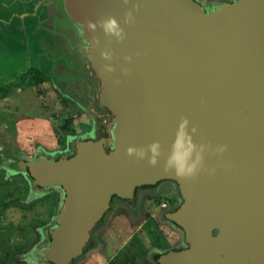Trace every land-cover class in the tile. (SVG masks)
Returning <instances> with one entry per match:
<instances>
[{
    "label": "water",
    "instance_id": "water-1",
    "mask_svg": "<svg viewBox=\"0 0 264 264\" xmlns=\"http://www.w3.org/2000/svg\"><path fill=\"white\" fill-rule=\"evenodd\" d=\"M53 1L56 27L94 67L115 127L79 155L24 159L38 193L64 196L41 259L72 264L113 195L173 180L184 204L170 218L189 248L159 264H264V0ZM112 19L119 34L106 30ZM182 133L191 159L203 157L191 177L168 164Z\"/></svg>",
    "mask_w": 264,
    "mask_h": 264
},
{
    "label": "rangeland",
    "instance_id": "rangeland-1",
    "mask_svg": "<svg viewBox=\"0 0 264 264\" xmlns=\"http://www.w3.org/2000/svg\"><path fill=\"white\" fill-rule=\"evenodd\" d=\"M14 27H10L5 36L1 31L0 87L10 88L32 68L40 70L45 80L37 86L12 90L8 96L0 98V259L9 255L8 264H49L40 260L39 250L46 242L48 228L55 222L64 196L56 189L38 193L25 171L24 159L33 160L44 154L56 159L69 152L77 140L84 146L92 141L85 138L93 136L84 111L64 90L62 80H57L53 74L54 69L64 65L50 63L39 45V41L52 42L53 56L62 60L66 54L56 50L54 44L63 48V39H51L41 32L40 37L34 39L36 49L30 53ZM57 32L62 33V30ZM167 201L166 197L146 201L133 224L130 220L135 219V215L131 212L114 213L123 223L119 219L114 224L108 223V228L100 233V250L90 253L81 264L133 261L145 264L152 252L179 246L181 242L175 238L167 239L171 233L169 227L158 225L154 219L143 224L146 214L150 219L160 217ZM120 224L124 229L118 228ZM140 225L144 227L139 228ZM127 255L132 260H125ZM152 260L150 264H154Z\"/></svg>",
    "mask_w": 264,
    "mask_h": 264
},
{
    "label": "flooded vegetation",
    "instance_id": "flooded-vegetation-1",
    "mask_svg": "<svg viewBox=\"0 0 264 264\" xmlns=\"http://www.w3.org/2000/svg\"><path fill=\"white\" fill-rule=\"evenodd\" d=\"M51 2H53L54 4L53 0H47L46 3L50 4ZM47 13L50 14L49 10ZM29 15L33 16V14L31 13ZM54 47L56 50L59 51L61 50V52L63 51L66 54L65 58L63 57L62 59L63 61H65L66 67L65 68L59 67L58 70L54 69L53 74L57 80L58 79L59 81L62 80L60 82L63 84L62 86L64 90L69 92L70 96L78 104L79 108H81L84 111L83 116H85L86 122L89 125V132H91L90 135L93 136V138H85V139L96 141L101 138H105V139L111 138L112 131L115 127L114 124L115 115L112 112V110L107 105L104 104L105 89L102 82L97 77L94 67L90 64H86V65L83 64L82 66V62L79 59L78 55L76 54L77 53L76 49L68 50L65 47L62 48L60 46H56L55 44ZM73 84H75L76 88L79 89L78 93H76V90L75 91L72 90ZM80 141L81 140H77L72 145V148L69 152L64 153L59 157L62 156L73 157L79 155L83 148V146H81L80 144ZM107 152L111 153V148L109 146L107 147ZM49 157L52 158L51 156ZM163 197H166L168 201L164 205L166 207L162 208L160 217H153L150 219L151 216H149V214H146L144 216L145 220L143 221V224L145 223L144 224L145 226L149 221L154 219L155 222L158 223V225H165L171 229V233H168L170 236L167 237V239L175 238L176 240H178V242L180 241L181 243L179 246L172 247L167 251L165 250L163 252H155V251L152 252L151 255L148 257V260L147 259L145 260L146 261L145 264H150L149 260L152 259L154 260V261L152 260L154 264H159L158 259L170 253L171 251L189 248V245L185 241V233L183 228L177 225L170 218V215L173 212L177 211L184 204V198L182 196L180 187L178 183H176L173 180H162L156 185H144V186L135 187L134 196L131 199H123L117 195H113L111 199L112 207L110 211L105 215L104 219H102V221H100V223L97 225L95 236L94 238H92L87 248L85 249V255L73 261L72 264H81L83 261L87 259V256L90 253L100 250L101 244L98 242L100 233L106 230V228H108L107 227L108 223L114 224L116 221H118L119 218L117 219V217H119V215L116 216L115 215L116 212L118 213L120 211H124L126 213L131 212L133 215H135V219L130 220V222L133 224V222L136 219L138 220L139 217H137V215L140 213L141 210L143 211L144 209L143 204L146 201L148 200L150 201L152 198L155 201H159ZM158 207H162V205H159ZM119 221L121 222V219H119ZM54 223L55 222H53L52 226H54ZM142 225H140L139 228H143L144 226ZM52 226L48 228V231ZM118 228L124 229V225L120 224ZM49 241H50V236L47 232V238L44 245L48 244ZM43 246H41V248ZM39 257L41 261H44L41 259L40 250H39ZM125 260H132V259L130 256L127 255ZM128 264H138V263L133 261V263L130 262Z\"/></svg>",
    "mask_w": 264,
    "mask_h": 264
},
{
    "label": "crops",
    "instance_id": "crops-1",
    "mask_svg": "<svg viewBox=\"0 0 264 264\" xmlns=\"http://www.w3.org/2000/svg\"><path fill=\"white\" fill-rule=\"evenodd\" d=\"M204 1L206 2L208 8L232 2L229 0ZM46 2L47 0H0V36L7 35L9 28L15 26L13 30H17L22 36L23 44H25L22 45L24 47L27 46L30 53L35 50L34 48H36V45L34 43V39L36 37H40L41 32L45 34V36H50L51 39H63L65 43L64 47L68 50H72L71 48L76 47L75 42L70 36L57 32V20L54 16L55 10L53 2L50 3L51 5ZM48 10L52 15L47 13ZM30 13L33 14V16H30ZM1 31H3V35ZM52 44V42L48 43L39 41V45L42 49H44V53L47 54L46 58L49 59L50 63L55 65L56 62L57 65H64L62 68H65V61L59 60L58 57L56 58L53 56ZM75 88L76 86L73 84L72 90H76V93H78L79 89Z\"/></svg>",
    "mask_w": 264,
    "mask_h": 264
},
{
    "label": "clouds",
    "instance_id": "clouds-1",
    "mask_svg": "<svg viewBox=\"0 0 264 264\" xmlns=\"http://www.w3.org/2000/svg\"><path fill=\"white\" fill-rule=\"evenodd\" d=\"M106 30L109 32H118L117 23L114 19L109 20L106 25ZM186 123V121H185ZM186 143V147L183 148V151L178 150V146H183ZM194 145H191L190 141L186 142L185 134L182 133L178 136L177 141L174 144V150L168 158L169 166H174L176 170V175L180 177H191L194 176L197 172V167L201 163L203 157L200 154H197L195 160L191 159V153L194 149ZM152 152L158 154V144H153L151 146ZM226 150V145H218L217 153H223ZM135 151L133 148L128 149V153L132 154ZM152 164L156 163L155 155L149 161Z\"/></svg>",
    "mask_w": 264,
    "mask_h": 264
},
{
    "label": "trees",
    "instance_id": "trees-1",
    "mask_svg": "<svg viewBox=\"0 0 264 264\" xmlns=\"http://www.w3.org/2000/svg\"><path fill=\"white\" fill-rule=\"evenodd\" d=\"M44 80H45L44 74L40 70L36 68H32L24 76H22V80L20 82L12 84L10 88L4 89L0 87V98L1 96L3 97L8 96V94L12 90L23 89L29 86H37L43 83ZM0 261H2L3 264H8L9 255H6L4 259H0Z\"/></svg>",
    "mask_w": 264,
    "mask_h": 264
}]
</instances>
